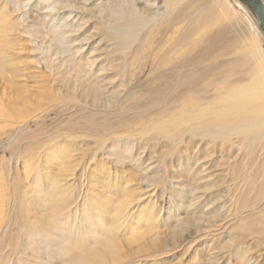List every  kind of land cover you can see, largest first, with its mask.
Wrapping results in <instances>:
<instances>
[{
  "label": "bare ground",
  "instance_id": "1",
  "mask_svg": "<svg viewBox=\"0 0 264 264\" xmlns=\"http://www.w3.org/2000/svg\"><path fill=\"white\" fill-rule=\"evenodd\" d=\"M234 3L0 0V264H264L263 34Z\"/></svg>",
  "mask_w": 264,
  "mask_h": 264
},
{
  "label": "rangeland",
  "instance_id": "2",
  "mask_svg": "<svg viewBox=\"0 0 264 264\" xmlns=\"http://www.w3.org/2000/svg\"><path fill=\"white\" fill-rule=\"evenodd\" d=\"M231 2H232V4H233V6L236 8V9H238L239 11H241L240 10V8L238 7V5L236 4V3H234L235 2V0H230ZM260 38H261V41H262V44H263V47H264V38L260 35ZM15 43L17 44H14L15 45V48L16 47H20L21 46V43L22 42H20V41H15ZM20 44V45H19ZM16 50V49H15ZM15 50H13V51H15ZM12 51V50H11ZM19 53V52H18ZM16 51L15 52H13L12 53V55L14 56V58L12 57V59H13V61H14V64L12 65V67H15L14 69H16L15 71H16V73L15 74H17L16 76H15V79L17 80L16 81V83H19L17 86L19 87L20 85L22 86V85H25V84H27V82H26V80L25 81H22V80H24V79H26V77H23V76H19L18 75V73L20 74V72H19V70L21 69L22 70V72L23 73H26L27 71V69L25 68V66H27L26 65V63H24L23 64V61L24 60H28V59H24V57H25V54L23 55V53L22 54H18ZM16 54V55H15ZM21 55V56H20ZM18 58V59H17ZM19 61V62H18ZM18 71V72H17ZM19 80V81H18ZM0 82H1V84H0V97H1V89H2V85H3V81H1V79H0ZM25 83V84H24ZM30 83V82H29ZM28 83V84H29ZM33 90H35L34 91V93H32L33 95L34 94H36V95H32L33 96V98H34V102L35 103H37L38 101H43V99L44 98H41L42 97V92H41V90L39 89V88H36V89H34L33 88ZM40 97V98H39ZM9 120L10 119H8V121H6V120H3V121H0V133L4 130V129H6L11 123L9 122ZM9 122V123H8ZM2 126V127H1ZM2 130V131H1ZM10 153H9V147H8V145H4L3 144V147H2V144L0 143V164H2V163H4L5 161H7L9 158H10V155H9ZM3 161V162H2ZM223 264H225V262L223 263Z\"/></svg>",
  "mask_w": 264,
  "mask_h": 264
},
{
  "label": "water",
  "instance_id": "3",
  "mask_svg": "<svg viewBox=\"0 0 264 264\" xmlns=\"http://www.w3.org/2000/svg\"><path fill=\"white\" fill-rule=\"evenodd\" d=\"M258 18L259 28L264 38V2L262 0H239Z\"/></svg>",
  "mask_w": 264,
  "mask_h": 264
}]
</instances>
